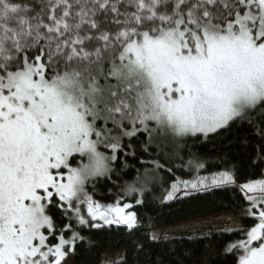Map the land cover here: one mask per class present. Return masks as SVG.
Here are the masks:
<instances>
[{
    "label": "snow or ice",
    "instance_id": "6c2138e0",
    "mask_svg": "<svg viewBox=\"0 0 264 264\" xmlns=\"http://www.w3.org/2000/svg\"><path fill=\"white\" fill-rule=\"evenodd\" d=\"M217 190L238 239L133 264H264V0H0V264H67L84 229Z\"/></svg>",
    "mask_w": 264,
    "mask_h": 264
},
{
    "label": "trees",
    "instance_id": "16d2710c",
    "mask_svg": "<svg viewBox=\"0 0 264 264\" xmlns=\"http://www.w3.org/2000/svg\"><path fill=\"white\" fill-rule=\"evenodd\" d=\"M161 147L163 148V146ZM210 150L211 146H209V151ZM233 151L237 154L238 159L243 154V149L238 146L234 147ZM138 163V160H129L130 166L138 165ZM180 163L179 160L175 161V163L171 165L174 172L166 174V179L169 183L177 178L190 180L195 177L196 173L194 171H189L187 168L180 167ZM200 174L206 175L207 173L202 171ZM132 178H134V168L132 169V176L126 177V179L129 180ZM98 191L104 193L106 196V199L102 202L108 203L115 199L114 196L108 195V189L106 187H101ZM162 192L163 189L158 188L153 195H160ZM233 208L234 205L230 199V194L220 190H217L215 195L205 194L203 200L192 205L172 203L169 206H164L156 202L150 204L147 208L138 207L137 211L144 214L141 219V225L144 226L140 227L133 234H129L126 229L117 228L116 226L110 228L106 226L102 229H84L83 234L85 239L80 242L76 252L70 257L73 258L74 264H101L102 255L122 252L123 258L127 257L129 264H133L137 259V253L139 251L138 248H133V244L135 243H145L147 247H151L152 251L156 253L164 251L161 245H165L170 249L193 248L197 255H199L204 245L198 244L195 240H188L186 237H182L184 240L183 244L180 243L181 238H170L165 241L150 242L144 239L145 234L148 231H154L162 227H171L222 214L230 215L244 225L248 218L239 217L232 211ZM149 222H154V228L149 229L146 227ZM212 234L216 237L213 241L214 244L224 240L238 239V236L235 234L230 235L221 232H213ZM147 258L148 257L145 256L144 253H139V260L141 262ZM113 264H118V262Z\"/></svg>",
    "mask_w": 264,
    "mask_h": 264
},
{
    "label": "rangeland",
    "instance_id": "374dc122",
    "mask_svg": "<svg viewBox=\"0 0 264 264\" xmlns=\"http://www.w3.org/2000/svg\"><path fill=\"white\" fill-rule=\"evenodd\" d=\"M185 226H187V231H184ZM241 226L243 225L236 218L227 214H222L178 224L171 227H162L154 231L166 232L169 238H181V232H183L182 237L187 238L189 234L193 235L194 237H200L203 233L220 232L219 230L221 229ZM122 258V252L104 254L101 256V264H113L115 262H119ZM67 264H74L72 257L68 258Z\"/></svg>",
    "mask_w": 264,
    "mask_h": 264
}]
</instances>
